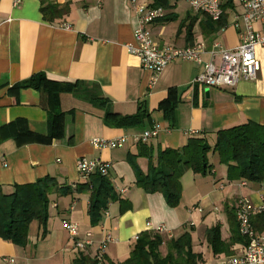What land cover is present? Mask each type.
Masks as SVG:
<instances>
[{
    "label": "crops",
    "instance_id": "crops-1",
    "mask_svg": "<svg viewBox=\"0 0 264 264\" xmlns=\"http://www.w3.org/2000/svg\"><path fill=\"white\" fill-rule=\"evenodd\" d=\"M42 6L51 19L44 17ZM223 10L221 22L210 21L203 13L193 12L187 0H179L173 9H165V15L172 13L171 18L154 21L148 29L160 45L204 43L203 61L218 64L220 54L214 43L235 49L245 30L239 3L224 2ZM136 27L131 0H0L1 189L10 193L15 185L46 176L55 178L60 187L74 189L89 181L90 176H81L77 169L78 159L85 157L110 162L108 176L118 192L96 225L88 215V192H52L46 232L42 234L34 221L25 246L0 237L4 262L13 257L17 264H72L78 253L94 258L107 231L113 240L106 244L105 264L116 263L129 256L141 232L156 231L160 225L167 229L161 233L165 239L192 228L193 251L201 254L199 264H220L223 257L243 252L246 238L239 235L235 204L243 195L259 207L264 180L244 186L241 181H230L226 165L216 167L211 158L217 155L210 153L212 172L201 175L186 170L175 207L167 204L161 192H146L137 182L147 174L150 162H156L161 149H179L194 136L206 137L213 145L219 129L248 121L264 124V47L255 49L261 67L254 80L240 79L233 86L222 87L193 84L203 63L178 59L150 87L149 71L127 48L134 43ZM254 27L261 31L262 24L256 21ZM37 73L54 81L77 83L57 95L54 109L62 113L60 138L50 135L53 106L48 94L18 87ZM140 107L150 117L142 126H115L104 119L108 111L124 116L135 114ZM166 109L171 111L169 118ZM153 125L160 127V133L146 143L129 139L123 147L113 149H99L91 143L95 137L131 136ZM64 219L78 225L80 240H92L84 251L74 248L63 227ZM217 224L227 248L215 254L205 232L194 238V230L202 227L206 231ZM162 248L165 255V245Z\"/></svg>",
    "mask_w": 264,
    "mask_h": 264
},
{
    "label": "trees",
    "instance_id": "trees-1",
    "mask_svg": "<svg viewBox=\"0 0 264 264\" xmlns=\"http://www.w3.org/2000/svg\"><path fill=\"white\" fill-rule=\"evenodd\" d=\"M177 1L179 0H151L152 4L167 10L173 9ZM53 8L56 9V7ZM41 10L46 19H51L46 6H42ZM57 11L62 12L60 9ZM170 14L172 13L156 21L169 19L173 16ZM220 20H223V15ZM76 86L77 83L48 79L44 73L34 74L18 84V87L44 90L48 94L53 106V110L50 111V135L57 138L62 136V113L54 109L57 104V95L62 91L72 90ZM170 112L165 110L166 118L170 117ZM104 119L111 125L132 127L142 126L150 120V117L148 112L140 107L132 115L123 116L108 111ZM210 153L216 154L219 162L226 165L228 180L260 183L264 180V124L248 121L219 129L213 145L206 137L194 136L179 149H161L158 151L156 162H150L147 174L142 176L137 184L146 192H161L167 204L175 207L181 199L180 179L186 170L201 175L212 172ZM108 175L95 172L90 175L88 182L77 184L74 189L69 186L60 187L55 178L50 176L34 183L15 185L10 193L3 192L0 187V237L17 246H25L30 224L34 221L40 225L44 234L47 230L49 196L52 192L61 195L88 192L90 222L94 225L98 224L107 211L109 203L118 198V192ZM251 222L256 231L264 232V210L253 214ZM192 230V228H185L177 237L168 239H165L158 231H143L138 235L129 256L111 264H199L201 254L193 251ZM205 237L213 253L226 251L227 246L221 239L218 224L207 228ZM163 245L166 247L165 255H162L160 251ZM72 264H96V261L95 258L78 253Z\"/></svg>",
    "mask_w": 264,
    "mask_h": 264
},
{
    "label": "built area",
    "instance_id": "built-area-1",
    "mask_svg": "<svg viewBox=\"0 0 264 264\" xmlns=\"http://www.w3.org/2000/svg\"><path fill=\"white\" fill-rule=\"evenodd\" d=\"M187 1L193 12L203 13L213 21H218L222 17L224 2L239 3L243 8L241 17L245 26V30L240 33V43L235 49H226L219 42H215L214 46L218 48L220 54L218 64L212 61H203L204 43L186 47L160 45L151 37L148 25L164 17L165 9L152 3H138L136 0H131L137 19V27L134 30V43H128L127 48L139 57L142 67L149 71L148 85L153 87L163 69L169 63L178 59L203 63V70L193 79V84L206 87H222L233 86L240 79H256L261 65L255 55V49L257 46L264 47V0ZM256 21L262 24L261 31L254 27ZM160 130L158 125H153L131 136L122 135L110 139L95 137L91 140V143L99 149L121 148L129 139L136 143H146L157 137ZM110 167V162L100 159L89 160L81 157L77 161V169L80 175L86 178L95 172L108 175ZM240 185L244 186L246 182L241 181ZM260 197L262 204L259 207H254L247 196L241 195L237 198L235 218L239 233L246 238L245 248L240 254L223 257L220 264H264V232L256 231L251 222L254 213L264 210V193L261 192ZM70 208L72 209L73 205ZM198 210L202 211V208H198ZM62 223L70 238L74 241L76 250L84 251L87 245L92 243L89 238L84 240L78 238V225L76 223L67 219H64ZM156 231L163 233L167 229L165 226L160 225L156 228ZM169 238H171V235ZM111 240H113L111 234L106 231L94 256L96 264H105V247ZM5 260L9 264H17L13 257H8Z\"/></svg>",
    "mask_w": 264,
    "mask_h": 264
},
{
    "label": "rangeland",
    "instance_id": "rangeland-1",
    "mask_svg": "<svg viewBox=\"0 0 264 264\" xmlns=\"http://www.w3.org/2000/svg\"><path fill=\"white\" fill-rule=\"evenodd\" d=\"M211 161H212V163H213L214 165H216V167L219 168V167L221 166V165H220L221 163L219 162L218 156L211 158ZM226 179H227V177H226ZM194 232H195V233H194V238H196V237L199 236L200 234H204L205 230L202 229V227H199V228L196 229V231L194 230ZM162 247H163V246H162ZM162 247H161V252H165V249L162 248ZM0 264H8V263L4 262L3 259L0 258Z\"/></svg>",
    "mask_w": 264,
    "mask_h": 264
}]
</instances>
